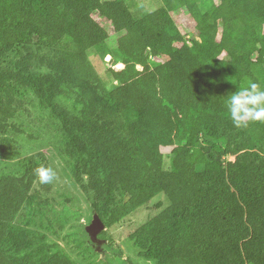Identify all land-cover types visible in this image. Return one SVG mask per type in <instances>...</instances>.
Listing matches in <instances>:
<instances>
[{
	"label": "trees",
	"instance_id": "16d2710c",
	"mask_svg": "<svg viewBox=\"0 0 264 264\" xmlns=\"http://www.w3.org/2000/svg\"><path fill=\"white\" fill-rule=\"evenodd\" d=\"M157 1L0 0V264H96L99 245L104 264H264V123L224 106L264 85V0ZM38 165L80 183L97 242ZM160 194L126 247L107 239Z\"/></svg>",
	"mask_w": 264,
	"mask_h": 264
},
{
	"label": "rangeland",
	"instance_id": "374dc122",
	"mask_svg": "<svg viewBox=\"0 0 264 264\" xmlns=\"http://www.w3.org/2000/svg\"><path fill=\"white\" fill-rule=\"evenodd\" d=\"M131 1H137V0H131ZM143 1L146 5H148L151 8H156L157 5H159L157 2V0H141ZM174 17V20L176 22V24L180 27V29L182 31H186V30H190L192 25H193V21L190 18V16L186 15L183 12L180 13H173L172 14ZM110 31V30H109ZM105 60H108L107 57H105ZM37 121V120H36ZM40 125H38L39 127ZM35 132L38 131V128H34ZM49 130V132L46 130L42 135H40V138H49L52 134V132H50L51 128L48 127L47 128ZM50 141V140H49ZM33 152V151H31ZM24 154L27 155L28 153ZM23 154H17L16 156H12L11 159L7 158V159H3L4 161L8 162V165L6 167H4V170L6 171H14L18 168L20 161L23 158ZM225 160H227V163H233V157L230 156H226ZM65 165V164H64ZM61 166V165H60ZM66 166V165H65ZM55 170V169H54ZM56 173V182H55V186H52L50 188V191H54V190H58L60 191L59 194L64 193L66 195H69L70 198H72L71 201H69L70 203L68 204V206H75V208L81 212L80 216L78 215V217H76L77 219H74L73 222L70 223H84L88 224L90 221H88L87 217L89 214V204L87 201V197L88 195L85 194V196L79 192V191H83L82 186L80 185L79 182H77V189L75 188V185L72 183V180L70 179V177L67 174V171L65 170V172H63V170L61 171V169H56L55 171ZM161 201L163 205L167 204V200L165 198V196L163 194L158 195L157 197L153 198L147 206H141L139 208H137L135 211H133L131 214H129L121 223H118L116 225H114L111 228H108L106 230V234L108 235V240H111L112 243L118 244V243H122V245H124L126 247L127 243H123V240L127 237V235L139 224L143 223L149 216L154 215L155 213H157L158 210L154 209V205L158 202ZM71 204V205H70ZM60 206H57V209H60ZM92 219V218H91ZM55 230H57L58 232V237H57V241L63 246L65 247V250L69 253V255L74 258L77 259L75 256V252H72L71 248L69 247L70 242L68 240V236H66V232H68L69 230H71V228L69 227V224H66L62 229L60 227H58L57 225L55 226ZM107 241V240H106ZM108 242V241H107ZM100 243V242H99ZM104 248L103 245H99V247L96 249L97 252V262L96 264H104V261H106L107 258L106 254L108 253V250H102ZM110 253V252H109ZM77 264H80L79 262H77ZM113 264H129V260L127 255H123L122 258L116 259Z\"/></svg>",
	"mask_w": 264,
	"mask_h": 264
},
{
	"label": "clouds",
	"instance_id": "9594fccd",
	"mask_svg": "<svg viewBox=\"0 0 264 264\" xmlns=\"http://www.w3.org/2000/svg\"><path fill=\"white\" fill-rule=\"evenodd\" d=\"M106 57L110 62L111 56ZM224 106L236 128L248 127L252 122L264 123V85L248 80L245 86H238L236 91L227 95ZM33 175L41 184H49L56 178L54 169L44 165H38ZM83 178L87 180L86 175Z\"/></svg>",
	"mask_w": 264,
	"mask_h": 264
},
{
	"label": "water",
	"instance_id": "95a60500",
	"mask_svg": "<svg viewBox=\"0 0 264 264\" xmlns=\"http://www.w3.org/2000/svg\"><path fill=\"white\" fill-rule=\"evenodd\" d=\"M121 66L122 64L118 63L116 68L120 69ZM137 66L140 67V65ZM102 229H104V224L97 214H93L91 221L84 226L86 234L93 242H97V235Z\"/></svg>",
	"mask_w": 264,
	"mask_h": 264
}]
</instances>
